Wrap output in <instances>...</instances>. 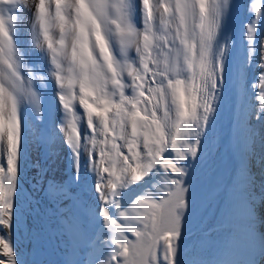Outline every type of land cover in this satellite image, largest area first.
I'll return each instance as SVG.
<instances>
[{"label":"bare ground","instance_id":"bare-ground-1","mask_svg":"<svg viewBox=\"0 0 264 264\" xmlns=\"http://www.w3.org/2000/svg\"><path fill=\"white\" fill-rule=\"evenodd\" d=\"M150 1L158 43L146 94L139 101L131 98L129 89L146 39L143 0H92L99 5V10L111 17L119 13L129 20L136 34L123 38V42L109 36L110 54L120 63L118 81L122 85L112 97L109 111L114 115L120 110L123 114L113 122L114 136L106 154H99V132L94 137L84 135L81 153L86 154L90 147H95V159L84 162L76 188H66L68 180L73 178V163L65 137L57 129L63 114L54 83L48 89L54 110L46 120L52 123L51 136L42 138L43 128L26 132L11 167L8 148L0 143V264H25L26 258L28 264H47L39 259L40 251L46 247L66 264H106L109 261L123 264L128 256L123 246L130 249L137 241L129 226L143 229L140 214L145 209L135 202L140 197L158 201L167 195L175 178L174 173L163 167L164 160L187 169L186 184L190 186L187 193L199 184L213 186L198 210L204 217L200 229L183 238L188 246L172 256V264H257L255 256L264 251L261 235L264 220L261 221L257 212L260 200L250 203L236 187L249 190L251 195L256 193L258 198L259 193L264 192V111L259 109L258 101L264 96V0H260L257 29L251 37L244 32L239 20V0L227 3L208 0L207 20L194 43L198 47L196 58L181 80L200 0ZM38 4L39 0H6L0 10V33H6L17 47L27 49L29 63L36 67L38 74L46 75L52 67L47 47L42 49L32 44L34 34L43 39L37 22ZM76 5L77 0H60V15L70 22L69 27L77 20ZM45 8L55 18L56 0H45ZM99 10L93 9L96 14ZM165 20L168 25L163 30ZM244 35L247 39L243 45L247 47L242 51ZM209 36L214 37L211 50L207 56H202ZM95 54H99L98 49ZM202 62L205 67L211 64L215 87L210 91L215 100L210 103L215 111L207 121L196 160L179 161L171 147L173 134L179 143V128H165V143H161L153 121H163L166 112L168 120L177 119L171 85L179 83L180 97L187 100L189 106L192 104L194 98L186 95L185 89L204 83L206 74L202 75ZM255 87L259 89L258 95L248 98ZM137 104L141 107L135 112L133 107ZM77 107L87 131V117L83 109ZM200 112L203 114V108ZM251 112L259 123H250ZM93 121L95 124L97 121L99 130L100 121ZM203 123L201 120L202 126ZM134 134H137L135 140L132 139ZM247 153L253 158H250L253 162L250 170ZM123 155H130L127 172L123 171L122 181L112 198L103 202L102 193L110 188ZM101 161L106 163L107 175L98 184L96 177ZM145 171L148 174L142 179H133L134 175ZM62 188L64 194L56 196L55 192ZM82 188L91 189L90 194L81 192ZM251 207L256 214L254 223V217L248 214ZM105 210L108 220L102 215ZM121 212L125 216H121ZM112 220L115 224L109 223ZM175 243L171 236L167 241L161 238L159 254L163 258L170 255Z\"/></svg>","mask_w":264,"mask_h":264},{"label":"clouds","instance_id":"clouds-1","mask_svg":"<svg viewBox=\"0 0 264 264\" xmlns=\"http://www.w3.org/2000/svg\"><path fill=\"white\" fill-rule=\"evenodd\" d=\"M56 4V15L53 18L45 8V0H39L37 22L43 39L38 38L39 34H34L32 39L35 47H47L52 67L46 75L38 74L36 67L29 63L27 49L17 47L6 33H0V143L8 148L10 167L13 156L18 157L25 133L40 131L46 120L51 118L54 105L49 100V85L54 83L56 86V99L63 114L57 129L64 135L66 144L73 149L79 140L80 116L76 111L77 105L83 109L90 129L94 119H98L104 126L112 97L122 88L118 81L120 63L110 54L109 36H115L120 42L125 37L135 36L131 22L119 13L111 17L99 10V5L92 0H77V20L69 27L70 22L60 15V0H56ZM93 9L99 10V14ZM212 40L214 37L209 36L202 56L210 52ZM96 49L99 50L98 55L95 54ZM205 74L206 79L202 85L191 90L185 89L186 95L194 98L190 106L179 95L180 84L170 86L173 103L176 105L175 121L167 119V112L163 121H153L156 123L157 139L161 143H165V128H179V143L175 134L171 138V147L179 161L196 160L201 140L206 133L207 121L215 111L210 103L215 100L210 91L211 87H215L211 80V64L205 67L202 62V75ZM259 109L264 111V96L260 97ZM144 123L148 124V121ZM163 167L174 173L175 178L171 180L167 195L158 201L140 197L135 202L145 209L140 214L143 216L140 220L143 229L129 226L128 230L137 237V241L131 245V249L127 245L123 246L126 255L130 251L150 249L158 239L167 241L169 234L179 237L188 213V171L171 160H164ZM147 174L145 171L134 175L133 179H142ZM102 215L108 220L106 210ZM120 215L125 216V213L121 212ZM109 223L115 224V221ZM261 235L264 236V233ZM129 264L133 262L129 261Z\"/></svg>","mask_w":264,"mask_h":264},{"label":"rangeland","instance_id":"rangeland-1","mask_svg":"<svg viewBox=\"0 0 264 264\" xmlns=\"http://www.w3.org/2000/svg\"><path fill=\"white\" fill-rule=\"evenodd\" d=\"M222 1L227 3L226 0H222ZM255 3H256V0H239L238 1V5L240 4L239 5V20L241 22L242 27L244 28V32L249 37H251L252 32L257 29V22H258L256 20L257 15L254 13ZM5 4H6V0H0V10L5 6ZM230 7L233 8L234 5ZM261 11H262V7H261ZM262 35H264V33H262ZM246 39L247 37H245L244 35L242 38L243 41L241 42L242 51L247 47L243 45L246 43L245 41ZM256 63L259 64V62H256ZM258 92H259V89L255 87V92H251L248 98L252 99L253 96L258 95ZM258 101L260 102V97L258 98ZM253 105L254 103L252 101V106ZM250 117H249L250 123L257 124L260 122L257 120L258 117L256 118L254 117L253 112H251ZM216 185L219 186L218 184ZM212 189H213L212 185L199 184L195 189L187 193L188 213L184 219L183 226L180 230V232L182 231L185 233L182 235H179V237L175 236L174 234H169V236L173 237V240L176 241V243L177 242L181 243L183 249L188 246V243L183 242V238L191 234L192 231L195 232L199 230L203 223L204 217L198 214V210L200 209L201 205L207 200ZM262 212L264 213V208L262 209ZM160 240L161 239H158L155 245L151 247L150 249L130 251L128 253L126 261L123 264H129V261H132L133 264H172L173 262H172L171 252H170V255H167L165 258H163L159 254ZM14 243H15V240H14ZM134 243H136V241ZM130 249H131V246H130ZM39 259L46 261L47 264H66L67 263V262L65 263L64 259L59 257L56 254V252L52 251L50 247H46L40 251ZM28 263H29L28 258H26L25 264H28ZM106 264H115V263H112L111 261H109V263L107 262Z\"/></svg>","mask_w":264,"mask_h":264},{"label":"water","instance_id":"water-1","mask_svg":"<svg viewBox=\"0 0 264 264\" xmlns=\"http://www.w3.org/2000/svg\"><path fill=\"white\" fill-rule=\"evenodd\" d=\"M182 248V245L181 243H177L176 245H173L172 248H171V255L174 256L176 255Z\"/></svg>","mask_w":264,"mask_h":264},{"label":"trees","instance_id":"trees-1","mask_svg":"<svg viewBox=\"0 0 264 264\" xmlns=\"http://www.w3.org/2000/svg\"><path fill=\"white\" fill-rule=\"evenodd\" d=\"M181 234H184V232L181 231L179 235H181Z\"/></svg>","mask_w":264,"mask_h":264}]
</instances>
